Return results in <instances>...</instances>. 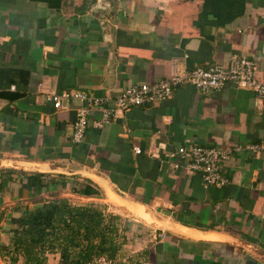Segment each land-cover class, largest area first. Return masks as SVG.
Segmentation results:
<instances>
[{"label":"crops","instance_id":"obj_1","mask_svg":"<svg viewBox=\"0 0 264 264\" xmlns=\"http://www.w3.org/2000/svg\"><path fill=\"white\" fill-rule=\"evenodd\" d=\"M238 56L264 83V0H0V244L12 214L63 191L119 217L118 264H264V154L231 152L219 187H204L181 161L171 168L169 157L187 142L228 149L264 140L252 89L228 82L201 93L182 83L168 100L115 110L100 129L93 107L77 144L80 103L54 110L42 98L114 97ZM24 172L64 175V189L31 194ZM72 184L98 194H72Z\"/></svg>","mask_w":264,"mask_h":264},{"label":"trees","instance_id":"obj_2","mask_svg":"<svg viewBox=\"0 0 264 264\" xmlns=\"http://www.w3.org/2000/svg\"><path fill=\"white\" fill-rule=\"evenodd\" d=\"M23 183L31 194L42 189H64V175L24 172ZM70 193L93 197L98 191L87 184H72ZM53 197L32 209L24 208L9 218L8 243L0 244L3 264H51L48 255H56L54 264H82L92 256L118 259L123 235L119 217L107 213L98 204H73L68 198ZM119 260V259H118Z\"/></svg>","mask_w":264,"mask_h":264},{"label":"built area","instance_id":"obj_3","mask_svg":"<svg viewBox=\"0 0 264 264\" xmlns=\"http://www.w3.org/2000/svg\"><path fill=\"white\" fill-rule=\"evenodd\" d=\"M234 82L238 87L253 90L256 101L264 103V83L255 79V66L245 57H231L226 64H214L207 68L195 67L190 70L182 69L173 72L168 78L152 84H131L126 86L116 96H95L79 90H48L43 92L42 98L54 110H62L71 101H78L80 106L75 111L71 125V142L79 143L87 123V116L93 107L99 108L100 117L92 122L95 128H102L109 123L115 110H127L130 107L141 106L146 103L165 101L171 98L172 90L182 83L191 84L198 92L205 93L218 89L225 83ZM12 89L13 86H10ZM249 151L253 154H264V140L247 143L242 146L221 149L219 147H205L194 143H184L169 155L173 158L170 167L184 168L189 173H198L204 187L223 186L228 179L221 174V161L228 158L231 152ZM132 151L140 153L138 146ZM179 161L183 162L180 166ZM119 260L104 255L92 256L82 264H118Z\"/></svg>","mask_w":264,"mask_h":264},{"label":"rangeland","instance_id":"obj_4","mask_svg":"<svg viewBox=\"0 0 264 264\" xmlns=\"http://www.w3.org/2000/svg\"><path fill=\"white\" fill-rule=\"evenodd\" d=\"M54 194H56V195H59V196H57V197H65V198H68V200L71 202V203H73V204H83V203H86L84 200H78V199H75V198H73V197H70V196H68V195H66V194H64V192L63 191H59V193H54ZM43 195H45V194H43ZM48 196H50L51 198L53 197V195L52 194H49ZM42 199H44V200H47V199H50V198H40V200H42ZM38 201V200H37ZM55 256L54 255H48L47 256V258H48V261H49V263H53V258H54ZM1 260V259H0ZM2 261V260H1Z\"/></svg>","mask_w":264,"mask_h":264}]
</instances>
